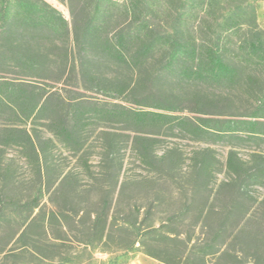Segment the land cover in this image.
Masks as SVG:
<instances>
[{
	"label": "trees",
	"instance_id": "16d2710c",
	"mask_svg": "<svg viewBox=\"0 0 264 264\" xmlns=\"http://www.w3.org/2000/svg\"><path fill=\"white\" fill-rule=\"evenodd\" d=\"M57 1L70 20L45 0H0V152L18 147L42 164L55 138L80 154L89 128L101 124L133 135L134 149L147 164L163 134L212 144L264 143V31L255 0ZM189 88L242 90L256 106L230 113L202 92L185 100ZM117 155L115 141L107 138L101 161L119 169ZM250 163L233 150L228 155V171L241 192L264 186V154H254ZM194 165L199 177L211 174L208 161ZM38 176L40 186L28 201L7 203L0 195V227L16 224L7 242L15 247L0 250L11 264L55 259L38 245V231L56 224L66 229L64 213L44 201L72 175L56 188L41 169ZM259 209L264 211V200ZM151 211L119 220L105 201L80 217V243L140 250L164 264H209L208 257L213 264H264V217L250 216L236 199L202 209L208 229L202 241H195L192 228L184 230L188 208L157 222L150 220Z\"/></svg>",
	"mask_w": 264,
	"mask_h": 264
},
{
	"label": "rangeland",
	"instance_id": "374dc122",
	"mask_svg": "<svg viewBox=\"0 0 264 264\" xmlns=\"http://www.w3.org/2000/svg\"><path fill=\"white\" fill-rule=\"evenodd\" d=\"M45 1L70 20L66 6L57 0ZM255 4L257 20L264 31V0H255ZM161 85L166 89V84ZM67 89L73 92L77 88ZM196 92L221 100L224 110L230 113H244L256 106V102L242 90L229 92L224 89L189 88L184 91V99H189ZM88 96L106 100L102 95ZM106 132H110L111 136L107 137ZM42 135L50 137L46 133ZM86 137L84 151L80 154H75L53 138L54 144L49 145L42 164H38L34 158L27 159L18 147H8L0 152V195L4 194L7 203L30 199L34 190L40 186V169L46 173V180L54 184V188L64 175H72V180L61 185L56 194L50 193L45 197L47 208L64 213L63 222L67 225L65 230L56 224L47 228L45 233L38 231V245L44 249V254H57L55 259L43 264H164L140 250L106 251L80 243L85 236L80 217L99 210L105 201L111 204L110 214L119 220L131 215L137 216L139 212L141 219L146 210L151 209L150 220L157 222L188 208L184 230L192 228L195 241H202L208 236V229L200 217L204 207H220L236 199L243 203L244 210L250 216L258 219L264 217V211L259 209L264 200V186H249L241 192L239 182L232 178L227 168L228 155L232 150L250 166L254 154H264L263 142L225 140L212 144L189 137L163 134L156 137L152 163L147 164L134 149L133 135L128 137L119 126H91ZM107 138L113 139L118 148L119 169H110L101 161ZM201 160L211 164V174L206 178L199 177L195 171L194 163ZM76 211L79 214L74 219ZM214 221H218L217 218ZM175 228L181 229L178 225ZM15 231L16 224L11 221L2 223L0 250L15 247L13 244L7 246ZM54 238H62L63 241ZM26 257L32 258L30 255ZM207 262L213 264L215 261L208 257ZM0 264L11 263L0 256Z\"/></svg>",
	"mask_w": 264,
	"mask_h": 264
}]
</instances>
